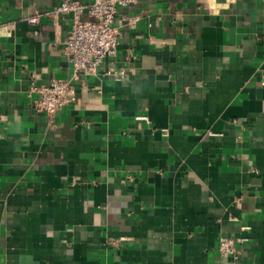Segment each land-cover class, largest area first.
<instances>
[{"label":"crops","instance_id":"crops-1","mask_svg":"<svg viewBox=\"0 0 264 264\" xmlns=\"http://www.w3.org/2000/svg\"><path fill=\"white\" fill-rule=\"evenodd\" d=\"M61 1L0 0V264H264V0L121 8L51 121L31 74L73 76Z\"/></svg>","mask_w":264,"mask_h":264},{"label":"built area","instance_id":"built-area-1","mask_svg":"<svg viewBox=\"0 0 264 264\" xmlns=\"http://www.w3.org/2000/svg\"><path fill=\"white\" fill-rule=\"evenodd\" d=\"M141 1L144 0H63L54 6L51 11L54 15L72 16V29L64 42L63 52L73 65V76L69 79L53 78L47 85L38 86V74L32 73L30 91L38 94L35 100L37 111L46 113L54 121L57 114L76 99L77 82L84 75H96L98 67L106 58L117 55L120 31L114 23L119 10ZM86 14L89 18H85ZM38 15L30 17L29 21L37 23ZM107 74L123 77L124 71H108ZM138 118L146 119L147 116ZM216 134L218 133L209 131V135ZM111 242L116 244V240ZM219 250L222 255L234 256L238 253L234 239L228 236L221 237Z\"/></svg>","mask_w":264,"mask_h":264}]
</instances>
